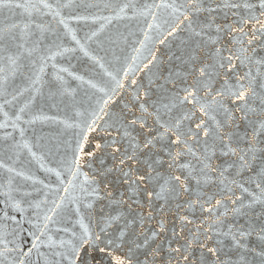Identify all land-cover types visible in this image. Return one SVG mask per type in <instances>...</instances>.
I'll use <instances>...</instances> for the list:
<instances>
[{"label": "snow or ice", "instance_id": "1", "mask_svg": "<svg viewBox=\"0 0 264 264\" xmlns=\"http://www.w3.org/2000/svg\"><path fill=\"white\" fill-rule=\"evenodd\" d=\"M73 6L98 7L83 0L80 4L57 0L55 6L49 0H0V10L19 9L29 17L23 26L13 23L0 29V53H4L0 96L9 95L10 78L25 68L35 77H27L31 85L43 86L46 62L62 53L45 45V33L55 36V32L31 17L38 13L55 20L60 9ZM115 7L114 17L75 18L111 23L133 8L136 15L151 17L141 48L152 40L149 30H155V43L168 45L169 51L162 58L159 49H149L151 58L139 69L148 70L146 86L132 79L137 89L133 103L125 105L132 118L122 111L101 129V121L109 115V96L83 111L74 108L73 116L41 114L24 121L62 126L56 140L64 131L75 132L73 139L54 145L56 152L65 150L64 172L44 169L56 176L60 186L56 189L0 161V169L8 174L0 177V264H257L249 254L264 264V0H154L138 10L131 4ZM57 22L80 45L67 21L60 17ZM33 25L39 35L32 31ZM104 27L101 24L100 30ZM169 38L177 42L176 52ZM29 41L31 47H26ZM81 50L88 55L83 45ZM129 71L136 68L125 69V79ZM74 78L96 88L91 81ZM112 78L116 88L125 87L122 80ZM26 91L5 99L0 111L13 106ZM57 92L72 95L66 88L50 95ZM34 99L19 108L10 125L4 111L0 128L11 126L23 137L25 129L17 122ZM241 125L242 136L236 131ZM110 129L116 130V137ZM101 130L104 137L96 140ZM9 138L12 133L6 132L0 139ZM10 149H27L37 158L26 141L14 142L5 151ZM85 164L89 172L82 171ZM18 177L31 181L32 190L18 185ZM37 184L50 189L43 198ZM229 216L246 217L252 223L236 227L234 221L227 222ZM253 234L257 245L247 247L244 241Z\"/></svg>", "mask_w": 264, "mask_h": 264}, {"label": "water", "instance_id": "2", "mask_svg": "<svg viewBox=\"0 0 264 264\" xmlns=\"http://www.w3.org/2000/svg\"><path fill=\"white\" fill-rule=\"evenodd\" d=\"M23 2V0H18ZM35 2V0H33ZM54 6L57 0H49ZM60 3H66L67 0H59ZM85 4H94L98 7H71L60 9V17H63L69 28L75 33L76 39L80 41V45L72 39L63 25L58 24L60 17L55 20L51 15L41 16L38 13H33L31 17L36 23H41L49 27V29L55 32V36L50 33H45L48 39L45 41L46 47L51 44V52H60L62 55H56L53 59L46 62L44 73L42 74L45 83L43 86L40 84L31 85V81L27 78L32 76V72L25 68L21 71L23 74L18 73L15 78H10L8 84L7 96H0V104L4 103V100H12V96L22 89L27 88L28 91L23 96H19L17 100L13 101V106L5 105L3 111H0V123H3L5 117L3 112H8L9 125L14 119V114L27 103L34 96L32 100L30 111L22 115V120L18 123V126L25 129L24 136L21 137L18 129H13L11 126L7 128H0V138L5 133H12V138L7 141L0 139V161L5 162L8 166L15 168L18 171L24 172L26 175L33 176L35 179L42 180L51 186V189H56L59 186L56 176L52 173H47L45 168H56L57 170L64 172V168L61 164L63 158L64 149L60 152H56L54 145L58 142L73 139L75 130L64 131L59 136V140H56L57 133L61 132L62 126L53 125L51 123L37 122L29 125L24 123L25 120H29L34 115H48L57 116L58 118H65L74 115V108L81 111L88 109L90 105L95 106V102L98 98L107 99L111 96V103L108 105V116L104 117V121H101L100 128L103 129L105 122L111 123L116 115H119L122 111L132 118L133 113L126 112L125 105H131L133 103V94L137 89V86L131 84L132 79L138 81V85L146 86L148 80V70L139 71L143 68L147 59H150L149 49L156 51L159 49L158 56L162 57L169 51L168 45H159L155 43L157 33L155 30H149V34L152 40L148 42L146 48H141L140 41L144 39L145 30L148 29V22L151 17H143L136 15L133 8L125 9V13L122 14L123 18L112 19L111 23H106L104 20H97L95 23L89 20H78L77 16H89L95 15L97 17L110 16L114 17L118 8L115 6H123L124 4L135 5L138 10L144 4H151L154 0H83ZM81 0H75V4H80ZM109 3L114 7L112 9L104 8V4ZM47 12L48 10H43ZM22 10H16L15 13L8 10H0V29L10 26L13 23L23 26L24 23L29 21L27 14H21ZM104 24L103 30H100V25ZM32 31L39 35L38 31L33 25ZM92 32H97V35L92 36ZM19 34V33H17ZM56 37H59L58 39ZM88 37H91L89 39ZM35 36L32 37V40ZM171 49L176 52V41L169 38ZM59 45V47H55ZM81 45L84 46V50L88 52V55L84 54L81 50ZM31 47V41L26 45ZM141 48V51L137 53L135 49ZM67 49V51H65ZM15 51V49H12ZM51 52L45 51L44 55H51ZM4 55V53H0ZM135 58V59H134ZM147 58V59H146ZM21 63L27 64L26 60H22ZM4 61L0 60V65H3ZM55 65V67H53ZM103 65V67H101ZM136 68L135 72L129 71L128 77L125 79L124 70L129 67ZM66 69L67 71H61ZM38 70V67H37ZM71 73V75H69ZM109 73L111 75H109ZM0 75H3L0 73ZM82 77L85 81H91L96 85V88H91L88 84L83 83L81 80H77L74 77ZM116 77L117 80H122L125 87L123 89L116 88V81L112 77ZM55 77H61L62 79L56 80ZM50 83L56 85L55 88L50 87ZM31 85V86H30ZM40 88V92H35L33 89ZM57 88H66L72 95L61 96L57 92L55 96H51V91H56ZM103 89V91H101ZM115 89V93H113ZM74 90V91H73ZM105 93H108L106 96ZM136 116L140 113L137 109L133 110ZM148 123L151 126L152 120L148 119ZM137 130L138 126H137ZM112 137L117 136L115 129H110ZM238 135H244V126L241 125L239 129H236ZM95 135V134H94ZM104 137V132L101 130L99 135H95L96 140H100ZM14 138V140H13ZM107 138V137H105ZM28 142L32 151L35 152L37 158H33L29 154L27 149H10L5 151L7 146L12 145L14 142ZM74 142V141H73ZM243 146V144L241 145ZM264 146V145H261ZM51 149V151H50ZM220 161H215L219 163ZM43 164V168L41 167ZM166 167V165H165ZM83 172H89L87 165L82 168ZM8 175L0 169V177ZM67 173H64L62 179L67 181ZM79 180H83V176L79 177ZM16 183L23 186L25 190H32V182L17 178ZM35 187L41 188L40 198H43L44 192H49L50 189H44L42 185H35ZM117 187H119L117 185ZM214 190V189H213ZM62 191V188H61ZM123 191V188H120ZM75 195L76 193H71ZM49 198H54L50 195ZM259 207L255 209L259 212ZM223 211V209H220ZM20 219L18 213H11ZM25 215H28L27 213ZM199 216V213H197ZM171 221V217H169ZM235 222V226L239 227L244 225L247 227V223H252L246 217H231L227 218L228 223ZM247 221V223H246ZM14 226V225H13ZM259 227L258 223L256 225ZM24 228H28V224L23 225ZM235 230V228H234ZM22 235H24L22 233ZM228 242L226 241V244ZM244 243L247 247H256L257 237L253 234L248 237ZM211 246V245H210ZM196 255H199L197 250ZM233 259H236L233 255ZM248 259L251 261L256 259L258 264V258H254L250 254Z\"/></svg>", "mask_w": 264, "mask_h": 264}]
</instances>
